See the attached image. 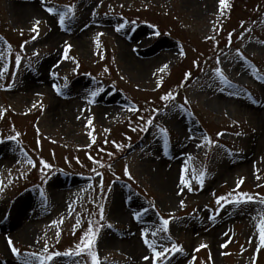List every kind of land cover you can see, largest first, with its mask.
<instances>
[{"label": "rangeland", "instance_id": "1", "mask_svg": "<svg viewBox=\"0 0 264 264\" xmlns=\"http://www.w3.org/2000/svg\"><path fill=\"white\" fill-rule=\"evenodd\" d=\"M30 1L0 0V264H92L89 228L99 264H264V0H38L18 17Z\"/></svg>", "mask_w": 264, "mask_h": 264}, {"label": "bare ground", "instance_id": "2", "mask_svg": "<svg viewBox=\"0 0 264 264\" xmlns=\"http://www.w3.org/2000/svg\"><path fill=\"white\" fill-rule=\"evenodd\" d=\"M38 0H32L30 2H27V5H23L19 8V12H17V16L18 17H22V18H26V17H35V16H39L42 14V10L37 6ZM142 42H140L137 46H135V49H139L140 48V44ZM138 54H140L142 56V58L136 60L134 59L131 60L130 56H127L125 54V57L129 60H131V64L137 69V71H139L140 75H144L145 71H147L150 66L153 65L154 63V59L149 58V57H143L145 56V53L143 54V51H140ZM147 56H150L151 53L150 52H146ZM44 76H46V74H44ZM44 76L41 77V79H39L40 84H44ZM47 86H50L49 83L46 84ZM116 105L113 104L111 101H109L108 103H104L101 105L100 109H101V113H103V115L105 113H112L113 111H115L114 109H116ZM158 165L155 164L154 165V174L153 176H164L162 172H159V168L157 167ZM173 176H184L182 173H176ZM182 180V177H177V179L175 181H172V184L170 182V185L172 186H176L178 183H180V181ZM115 219L119 222L124 224L127 228H128V232L129 233H137L138 232V222H135V218L134 221H131V217L124 211L116 209L115 211ZM131 222H130V221ZM16 224V223H15ZM13 235H15V237L23 242H27L29 239H31V234H30V228L28 224H17L16 227L13 229ZM105 242H107L109 245H111L112 243H115L114 240L112 239H105ZM123 247H125L127 249V245H124Z\"/></svg>", "mask_w": 264, "mask_h": 264}, {"label": "snow or ice", "instance_id": "3", "mask_svg": "<svg viewBox=\"0 0 264 264\" xmlns=\"http://www.w3.org/2000/svg\"><path fill=\"white\" fill-rule=\"evenodd\" d=\"M219 4H220L221 8H223L226 5V0H219ZM69 11H71V8H69ZM49 12L51 14L53 12V10L52 9H49ZM66 18H67V15L65 13H60L59 14V21L58 22L62 24V23H64V21L66 20ZM120 27H123V25H121ZM117 30H119V28ZM69 48H70V46L66 47L65 50H64V52H65V58H67V53L69 51ZM17 62H19V57H17ZM216 72H217L218 76L221 79H224L223 76H222V73H221L220 69H217ZM188 75H190V74H186V76H188ZM92 95H96V93H93ZM161 99H163V100H171L172 97H171V95H166V96L162 97ZM133 110H135V109H133ZM148 123L150 124L151 121H149ZM89 124H91V121H89ZM89 135H91V134H89ZM41 163H42V165L44 167H48V165L45 162L42 161ZM126 174H127V170H126ZM224 199H225L224 197H220L218 199L217 203H219L221 200H224ZM251 200H252V197H249V196H247L245 194L243 201H240V199L238 198L236 202H250ZM261 202L264 203V200H262ZM168 224H169V220L163 219L161 221V227L158 228L155 231H151L150 234L152 236H156L160 232L167 233V231H168V228H167ZM260 231H261V239L264 240V226L261 227ZM88 233H92V235H89ZM88 233H86L85 234V237L82 238V240H86V243L84 244V248L87 249V254L91 256V258H92V264H99V261L97 259V256L92 251V245L94 243L95 233H94V231H93L92 228H89ZM144 235L145 236L148 235L147 230L145 231ZM145 243L148 244L147 239L145 240ZM9 244L11 245V241H9ZM149 247H151L153 249L154 258L157 259V260H159V258H162L168 252H180L181 251V249L178 248L175 245H173L172 248L162 247V250H156L155 243L149 244ZM202 247H203V245H202ZM12 251L14 253H16L17 250L13 247L12 248ZM65 254L67 255L68 253H65ZM76 254L77 255H80L81 254V250H78L76 252ZM33 255H35V254H33ZM46 259L48 261H51L53 259V257L52 256H48V257H46ZM144 259L145 260H148L149 258L148 257H144ZM25 264H29V262L26 260L25 261ZM41 264H44V261L43 260L41 261Z\"/></svg>", "mask_w": 264, "mask_h": 264}, {"label": "trees", "instance_id": "4", "mask_svg": "<svg viewBox=\"0 0 264 264\" xmlns=\"http://www.w3.org/2000/svg\"><path fill=\"white\" fill-rule=\"evenodd\" d=\"M239 2L240 0H234V2ZM233 12V7H232V9H231V12L230 13H232ZM263 18H264V15H263Z\"/></svg>", "mask_w": 264, "mask_h": 264}]
</instances>
